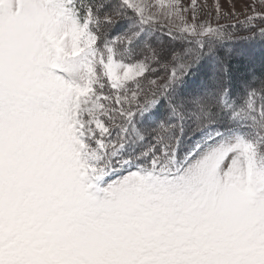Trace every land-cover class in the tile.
<instances>
[{
  "label": "snow or ice",
  "instance_id": "6c2138e0",
  "mask_svg": "<svg viewBox=\"0 0 264 264\" xmlns=\"http://www.w3.org/2000/svg\"><path fill=\"white\" fill-rule=\"evenodd\" d=\"M0 264H264V0H0Z\"/></svg>",
  "mask_w": 264,
  "mask_h": 264
},
{
  "label": "rangeland",
  "instance_id": "374dc122",
  "mask_svg": "<svg viewBox=\"0 0 264 264\" xmlns=\"http://www.w3.org/2000/svg\"><path fill=\"white\" fill-rule=\"evenodd\" d=\"M181 4L184 6H190L191 0H180ZM217 0H196V4L200 6L201 11L204 12H211L213 15H215V3ZM222 7L227 8L228 3H231L232 0H227V3L225 0H219ZM236 9L238 11H243V9L240 6V3H236Z\"/></svg>",
  "mask_w": 264,
  "mask_h": 264
}]
</instances>
